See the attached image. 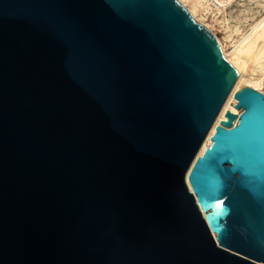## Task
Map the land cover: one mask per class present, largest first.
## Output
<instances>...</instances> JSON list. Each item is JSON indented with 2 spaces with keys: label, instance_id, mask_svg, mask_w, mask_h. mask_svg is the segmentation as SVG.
Returning <instances> with one entry per match:
<instances>
[{
  "label": "water",
  "instance_id": "water-1",
  "mask_svg": "<svg viewBox=\"0 0 264 264\" xmlns=\"http://www.w3.org/2000/svg\"><path fill=\"white\" fill-rule=\"evenodd\" d=\"M0 264H264V94L179 0H0Z\"/></svg>",
  "mask_w": 264,
  "mask_h": 264
},
{
  "label": "bare ground",
  "instance_id": "bare-ground-1",
  "mask_svg": "<svg viewBox=\"0 0 264 264\" xmlns=\"http://www.w3.org/2000/svg\"><path fill=\"white\" fill-rule=\"evenodd\" d=\"M194 16L206 17L213 8H223L234 0H179ZM261 17V16H260ZM205 24V23H204ZM206 25V24H205ZM207 26V25H206ZM240 36L238 44L229 49L219 40L224 56L239 76L253 89L264 94V15ZM237 43V42H236Z\"/></svg>",
  "mask_w": 264,
  "mask_h": 264
},
{
  "label": "rangeland",
  "instance_id": "rangeland-1",
  "mask_svg": "<svg viewBox=\"0 0 264 264\" xmlns=\"http://www.w3.org/2000/svg\"><path fill=\"white\" fill-rule=\"evenodd\" d=\"M262 15L264 0H234L226 7L213 8L206 17L198 18L220 39L224 48L229 49L238 44L240 36Z\"/></svg>",
  "mask_w": 264,
  "mask_h": 264
}]
</instances>
